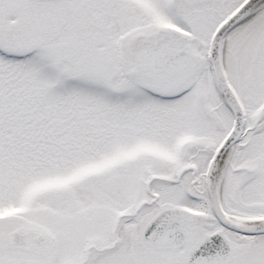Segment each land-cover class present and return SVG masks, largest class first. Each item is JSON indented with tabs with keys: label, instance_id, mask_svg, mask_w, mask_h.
Returning <instances> with one entry per match:
<instances>
[{
	"label": "snow or ice",
	"instance_id": "snow-or-ice-1",
	"mask_svg": "<svg viewBox=\"0 0 264 264\" xmlns=\"http://www.w3.org/2000/svg\"><path fill=\"white\" fill-rule=\"evenodd\" d=\"M0 264H264V0H0Z\"/></svg>",
	"mask_w": 264,
	"mask_h": 264
}]
</instances>
